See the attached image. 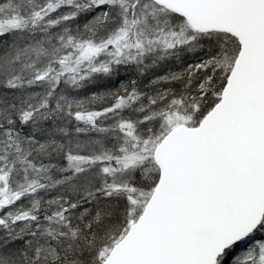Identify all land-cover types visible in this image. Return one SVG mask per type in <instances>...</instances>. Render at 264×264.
<instances>
[{"label": "snow or ice", "instance_id": "snow-or-ice-1", "mask_svg": "<svg viewBox=\"0 0 264 264\" xmlns=\"http://www.w3.org/2000/svg\"><path fill=\"white\" fill-rule=\"evenodd\" d=\"M0 264H264V0H0Z\"/></svg>", "mask_w": 264, "mask_h": 264}]
</instances>
